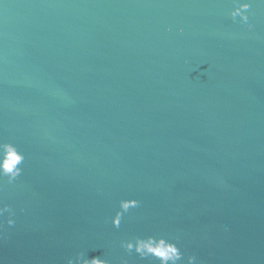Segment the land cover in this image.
<instances>
[{
    "label": "water",
    "instance_id": "1",
    "mask_svg": "<svg viewBox=\"0 0 264 264\" xmlns=\"http://www.w3.org/2000/svg\"><path fill=\"white\" fill-rule=\"evenodd\" d=\"M0 142V264H264V0H0Z\"/></svg>",
    "mask_w": 264,
    "mask_h": 264
},
{
    "label": "clouds",
    "instance_id": "2",
    "mask_svg": "<svg viewBox=\"0 0 264 264\" xmlns=\"http://www.w3.org/2000/svg\"><path fill=\"white\" fill-rule=\"evenodd\" d=\"M250 8L249 3H239L230 12V16L235 19L240 17L241 22H247V16L243 14ZM251 24L248 25V29L251 30ZM0 150H2V158H0V178H7V183L11 184L13 180L21 175L22 168L18 167L25 157L20 153L17 148L7 142H0ZM138 201L134 199H122L119 201V210L115 212L112 217L111 223L113 227H119L121 221V215L131 207H135ZM15 211L8 203H5L4 198L0 197V230H3L4 225L12 227L15 224ZM121 247L126 252H135L142 260H148L149 264H180L184 261L185 264H197V257L195 255L184 256L180 248L171 238H165L164 236H137L132 240L122 241ZM150 258V259H149ZM66 264H107V261L92 258H84L83 253H77L75 258L69 257L66 260Z\"/></svg>",
    "mask_w": 264,
    "mask_h": 264
}]
</instances>
